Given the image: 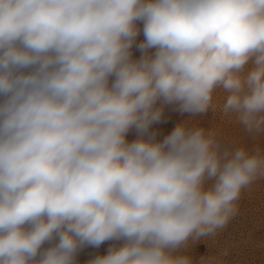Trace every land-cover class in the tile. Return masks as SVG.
I'll list each match as a JSON object with an SVG mask.
<instances>
[{
  "label": "clouds",
  "instance_id": "clouds-1",
  "mask_svg": "<svg viewBox=\"0 0 264 264\" xmlns=\"http://www.w3.org/2000/svg\"><path fill=\"white\" fill-rule=\"evenodd\" d=\"M217 91L264 135V0H0V264L106 241L86 264H224L189 248L264 179V146L189 119ZM169 106L188 116L159 139Z\"/></svg>",
  "mask_w": 264,
  "mask_h": 264
},
{
  "label": "rangeland",
  "instance_id": "rangeland-1",
  "mask_svg": "<svg viewBox=\"0 0 264 264\" xmlns=\"http://www.w3.org/2000/svg\"><path fill=\"white\" fill-rule=\"evenodd\" d=\"M141 40H143L142 31L137 43ZM140 54L139 50L134 49L135 57H139ZM224 103L225 94L217 91L213 98L214 107H210L209 111L202 116L189 119L197 126L215 128L219 139L224 143L243 144L249 147L256 144L264 146V135L250 136L235 121L234 117L223 113ZM187 116V113L181 114L169 106L165 109L164 118L161 122L154 124L152 130L157 131L158 138L162 139ZM135 136V130H131L128 139L131 141ZM113 243L115 242L106 241L98 248L85 246L77 255L78 264H86L92 257L106 254ZM224 250L228 253L224 257V264H264V179L256 181L241 193L237 202L236 215L218 232L215 238L202 240L189 248L194 258Z\"/></svg>",
  "mask_w": 264,
  "mask_h": 264
}]
</instances>
